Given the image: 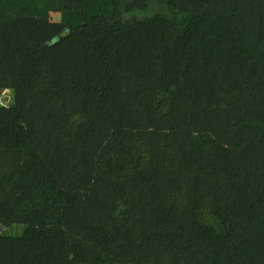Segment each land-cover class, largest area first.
<instances>
[{
  "label": "trees",
  "instance_id": "16d2710c",
  "mask_svg": "<svg viewBox=\"0 0 264 264\" xmlns=\"http://www.w3.org/2000/svg\"><path fill=\"white\" fill-rule=\"evenodd\" d=\"M7 89L0 264H264V0H0Z\"/></svg>",
  "mask_w": 264,
  "mask_h": 264
},
{
  "label": "rangeland",
  "instance_id": "374dc122",
  "mask_svg": "<svg viewBox=\"0 0 264 264\" xmlns=\"http://www.w3.org/2000/svg\"><path fill=\"white\" fill-rule=\"evenodd\" d=\"M51 16L53 20H60L61 17L60 13H52ZM6 96H9L10 99L7 100ZM12 103H14V92L9 89L4 91L0 90V104L11 105ZM24 228V225H19L12 229H8V232L13 234L22 233Z\"/></svg>",
  "mask_w": 264,
  "mask_h": 264
},
{
  "label": "water",
  "instance_id": "95a60500",
  "mask_svg": "<svg viewBox=\"0 0 264 264\" xmlns=\"http://www.w3.org/2000/svg\"><path fill=\"white\" fill-rule=\"evenodd\" d=\"M6 99H7V100H9V99H10V97H9V96H6Z\"/></svg>",
  "mask_w": 264,
  "mask_h": 264
}]
</instances>
